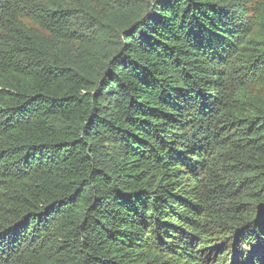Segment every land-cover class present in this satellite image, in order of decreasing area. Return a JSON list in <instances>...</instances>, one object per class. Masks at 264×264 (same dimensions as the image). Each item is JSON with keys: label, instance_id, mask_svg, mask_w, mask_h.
Returning <instances> with one entry per match:
<instances>
[{"label": "trees", "instance_id": "1", "mask_svg": "<svg viewBox=\"0 0 264 264\" xmlns=\"http://www.w3.org/2000/svg\"><path fill=\"white\" fill-rule=\"evenodd\" d=\"M114 1L0 0V264H264V0Z\"/></svg>", "mask_w": 264, "mask_h": 264}, {"label": "rangeland", "instance_id": "2", "mask_svg": "<svg viewBox=\"0 0 264 264\" xmlns=\"http://www.w3.org/2000/svg\"><path fill=\"white\" fill-rule=\"evenodd\" d=\"M72 1V0H68ZM86 4H91L93 8L99 9L101 7V0H83ZM233 1V0H232ZM238 3H243L249 13H254L259 6L260 0H236ZM111 6L117 4L116 1L110 0ZM111 6L104 5V9L108 11ZM102 13V11H100ZM27 27L38 34L40 37L41 43L43 44L46 52L48 54H58L59 58L64 62L75 61L78 63L84 62V49L77 42H67L65 40L60 39L57 36L45 34L42 31H39L35 27H33L30 23H25ZM83 49V50H82ZM85 66L91 68L85 62Z\"/></svg>", "mask_w": 264, "mask_h": 264}]
</instances>
